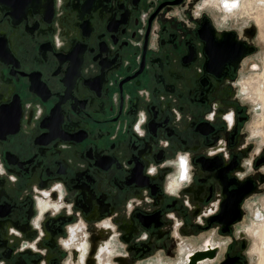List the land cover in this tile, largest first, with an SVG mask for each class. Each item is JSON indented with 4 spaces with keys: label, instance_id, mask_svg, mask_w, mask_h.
<instances>
[{
    "label": "flooded vegetation",
    "instance_id": "flooded-vegetation-1",
    "mask_svg": "<svg viewBox=\"0 0 264 264\" xmlns=\"http://www.w3.org/2000/svg\"><path fill=\"white\" fill-rule=\"evenodd\" d=\"M207 4L0 0V264L246 263L255 27Z\"/></svg>",
    "mask_w": 264,
    "mask_h": 264
},
{
    "label": "rangeland",
    "instance_id": "rangeland-1",
    "mask_svg": "<svg viewBox=\"0 0 264 264\" xmlns=\"http://www.w3.org/2000/svg\"><path fill=\"white\" fill-rule=\"evenodd\" d=\"M205 1L208 2L206 7L219 25H231L238 29L245 26L255 27L252 41L256 50L245 59L238 77V86L239 96L247 104L249 112V117L244 123L245 131L257 147L264 148V0H235L239 1V5L233 10H226L223 3L234 0ZM260 170L264 172V163ZM244 203L245 215L235 231H241L245 238V264H264V181ZM196 233L198 236L189 233L184 237L190 244H196L204 235V231L197 230ZM155 254L156 256L137 264H180L176 255H165L161 250Z\"/></svg>",
    "mask_w": 264,
    "mask_h": 264
},
{
    "label": "water",
    "instance_id": "water-1",
    "mask_svg": "<svg viewBox=\"0 0 264 264\" xmlns=\"http://www.w3.org/2000/svg\"><path fill=\"white\" fill-rule=\"evenodd\" d=\"M206 250L199 249L188 255L187 264H197L198 261H202L206 257ZM208 256H212L210 250H208Z\"/></svg>",
    "mask_w": 264,
    "mask_h": 264
},
{
    "label": "bare ground",
    "instance_id": "bare-ground-1",
    "mask_svg": "<svg viewBox=\"0 0 264 264\" xmlns=\"http://www.w3.org/2000/svg\"><path fill=\"white\" fill-rule=\"evenodd\" d=\"M225 4L228 5V7L225 8L226 10H233L239 5V1H235V0H234V2L228 1L226 3L225 2L223 3L224 6H225Z\"/></svg>",
    "mask_w": 264,
    "mask_h": 264
},
{
    "label": "snow or ice",
    "instance_id": "snow-or-ice-1",
    "mask_svg": "<svg viewBox=\"0 0 264 264\" xmlns=\"http://www.w3.org/2000/svg\"><path fill=\"white\" fill-rule=\"evenodd\" d=\"M225 7H228V5H227V4H225Z\"/></svg>",
    "mask_w": 264,
    "mask_h": 264
}]
</instances>
